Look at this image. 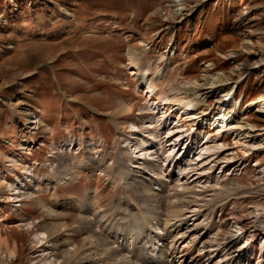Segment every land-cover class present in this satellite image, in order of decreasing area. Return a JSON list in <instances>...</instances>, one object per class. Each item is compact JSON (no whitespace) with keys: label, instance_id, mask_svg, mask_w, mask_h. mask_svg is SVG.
<instances>
[{"label":"rangeland","instance_id":"374dc122","mask_svg":"<svg viewBox=\"0 0 264 264\" xmlns=\"http://www.w3.org/2000/svg\"><path fill=\"white\" fill-rule=\"evenodd\" d=\"M129 48L148 72L151 99L128 68ZM155 97L199 102L205 117L180 122ZM209 110L235 119L236 133L216 138L208 130L220 116ZM114 157L128 175L151 177L155 193L172 185L178 193L167 194L187 225L228 198L246 217L264 209V0H0V264H62L57 254L71 248V230L84 229V208L111 215L122 204L119 176L107 170ZM185 190L195 200L189 208L179 200ZM132 199L145 207L126 213L140 229L135 218L151 201ZM66 201L73 206L54 207ZM59 221L71 225L53 246L42 230ZM216 233L218 248L231 230ZM79 259L67 264H93Z\"/></svg>","mask_w":264,"mask_h":264},{"label":"bare ground","instance_id":"6f19581e","mask_svg":"<svg viewBox=\"0 0 264 264\" xmlns=\"http://www.w3.org/2000/svg\"><path fill=\"white\" fill-rule=\"evenodd\" d=\"M173 1L178 2L179 0ZM179 4L180 3H176V6ZM174 10L176 11V9ZM127 56L128 68L131 70L132 75H135L137 84L140 86L146 84L142 93L151 99L153 84L149 79L147 70L141 69L137 63V52L129 48L127 50ZM200 91L201 85L200 87L195 86L190 90H183L182 93L189 95ZM167 102L165 98L155 97L152 104L167 109L168 114L177 115V119L180 122H187L189 120L199 122L205 117V111H202L204 114L198 115L197 113L200 105L199 102L194 104L191 103V105H188V102L184 104L182 102L175 104H169ZM217 119H214V121L210 123V130H208L216 131L215 134L218 135L216 138L220 137V134L224 132V128L233 129L235 127L233 123L237 122L232 117ZM210 120L211 119H209V121ZM27 123L33 124L36 123V121L31 118L27 120ZM217 123L223 128L222 130L219 129ZM238 135L239 133L236 134V137ZM175 143L176 141L173 143V146H175ZM142 147L147 148V145H139V150H142ZM170 150H172V155H174L173 147H171ZM176 160L178 159L176 158ZM96 165L97 164L93 165V167L95 168ZM112 166L113 167L107 166V170L119 176V187L121 186V195L123 194V197H121L122 200L120 201L122 204L120 203L121 205L115 208L117 211H111V215L105 214L107 211L102 208H93V211L90 210L91 212L88 210L89 208H84L79 216L84 229L71 230L69 235L71 248L61 251L60 253L58 252L57 254V258L63 260L62 264L70 263L71 260L79 258V262L86 261L93 264H170V262L173 264H213V260L214 262L216 261L215 258L218 257L217 255L219 253L222 255H219L220 259L218 264H260V262L264 260V245H260V240L264 238V229L261 227V221L264 215L262 210L259 213L254 212L246 217L240 214L237 209L228 206L227 204L230 199H227L216 205L214 204L215 206L210 212V218L204 221L206 223H191L192 225L190 226L187 225L182 217L184 210L181 211L182 209H176L178 205H175V202L173 204L169 194H167L170 190H174V193L177 192L172 185L161 183L162 192L155 193L151 191V184H153V181L150 180L151 177L147 178L141 174L128 175L127 171L122 167L119 157H114V164ZM97 167H104V165L99 163ZM110 167L112 170L109 169ZM11 174L14 173L11 172ZM63 175H58L57 178H61ZM91 179L92 177L87 179L86 185L92 183L89 181ZM71 181L72 180L68 181V183L73 186L74 184ZM28 188L30 187L28 186ZM88 191H90V189ZM23 195L24 197H32L31 193L28 191L24 192ZM181 196L179 200L182 199L183 202L188 203L186 207L189 208L192 204H195L192 194L188 193L186 190L182 192ZM132 197L140 198L142 203H146L144 199L151 201V203L148 204L152 207L155 205L156 207L155 211L150 207L151 211L144 214V217L142 215V220L139 215V218H135L137 224L141 227L140 229L132 227L131 219L129 220L126 215V213L133 215L131 212H135L138 208L145 209V207H142L143 204H136V201H134ZM178 197H180V195ZM179 200H177V202ZM233 200H237V198ZM117 201H119V199ZM71 206H73V204L69 201L57 202L54 204V207L60 208H68ZM244 206H246L245 203ZM249 207L251 206L248 205V208ZM162 212L167 213L165 221H161ZM61 214L63 215L64 213ZM89 214L93 216L92 220L89 219ZM137 214L140 213L137 211L135 216H137ZM215 215H217V219L213 222L212 217ZM55 216H57V214H55ZM227 220L229 221L228 223ZM128 221L129 223H127ZM154 221L155 224L162 228L163 233L159 234L155 231L158 227L153 224ZM70 222H54V225L48 224L47 227L44 225L45 228L42 231L48 236V241H53V246H57V239H52V237L54 238L56 235L61 234L62 228H68L71 225ZM93 223H98L100 232L93 229ZM218 225L220 227H227L231 230V233L226 237L227 241L217 244L218 248H215V244L211 241L215 240L214 236L217 234ZM199 228L201 229L198 232ZM152 234L154 235L152 236ZM116 236L122 237L124 240V244L119 245L117 248L112 246L114 242L113 239ZM1 237L0 234V245H5L6 240ZM220 238L221 235L216 236L217 240H220ZM156 239L160 240L161 243L156 244ZM257 240L258 242L256 243ZM234 244H239L236 249H233ZM202 249H204V251H202ZM160 261L162 262L160 263Z\"/></svg>","mask_w":264,"mask_h":264}]
</instances>
